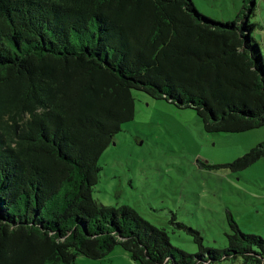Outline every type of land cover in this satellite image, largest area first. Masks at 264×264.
Segmentation results:
<instances>
[{"label":"trees","instance_id":"16d2710c","mask_svg":"<svg viewBox=\"0 0 264 264\" xmlns=\"http://www.w3.org/2000/svg\"><path fill=\"white\" fill-rule=\"evenodd\" d=\"M258 1L221 22L193 0H0V264H72L118 244L138 264H264V237L232 214L225 248L188 227L200 246L189 253L93 195L134 90L194 108L209 133L264 126ZM262 158L264 141L224 166Z\"/></svg>","mask_w":264,"mask_h":264},{"label":"rangeland","instance_id":"374dc122","mask_svg":"<svg viewBox=\"0 0 264 264\" xmlns=\"http://www.w3.org/2000/svg\"><path fill=\"white\" fill-rule=\"evenodd\" d=\"M193 1L201 13L221 22L235 19L243 5V0ZM251 21L258 24L253 36L264 56V0L258 1ZM133 93L135 116L100 157L95 199L133 207L189 253L199 252L200 246L188 227L201 232L206 247L225 248L229 214L243 232L264 237V159L241 171L224 166L263 142L264 126L209 133L194 108L142 90ZM72 264L138 263L118 244L105 257L79 255Z\"/></svg>","mask_w":264,"mask_h":264}]
</instances>
